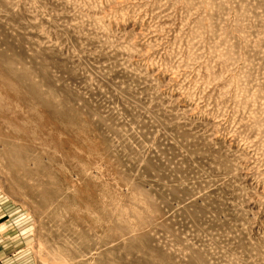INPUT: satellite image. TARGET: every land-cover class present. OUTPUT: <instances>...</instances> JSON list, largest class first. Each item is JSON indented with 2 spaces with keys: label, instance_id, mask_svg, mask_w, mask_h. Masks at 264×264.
I'll use <instances>...</instances> for the list:
<instances>
[{
  "label": "rangeland",
  "instance_id": "1",
  "mask_svg": "<svg viewBox=\"0 0 264 264\" xmlns=\"http://www.w3.org/2000/svg\"><path fill=\"white\" fill-rule=\"evenodd\" d=\"M0 221L26 264H264V0H0Z\"/></svg>",
  "mask_w": 264,
  "mask_h": 264
},
{
  "label": "crops",
  "instance_id": "2",
  "mask_svg": "<svg viewBox=\"0 0 264 264\" xmlns=\"http://www.w3.org/2000/svg\"><path fill=\"white\" fill-rule=\"evenodd\" d=\"M10 231L7 223L0 221V260L3 264H26L25 257L14 254L17 250L14 249V242L9 241L11 240L8 237Z\"/></svg>",
  "mask_w": 264,
  "mask_h": 264
},
{
  "label": "built area",
  "instance_id": "3",
  "mask_svg": "<svg viewBox=\"0 0 264 264\" xmlns=\"http://www.w3.org/2000/svg\"><path fill=\"white\" fill-rule=\"evenodd\" d=\"M0 264H3L1 260H0Z\"/></svg>",
  "mask_w": 264,
  "mask_h": 264
}]
</instances>
